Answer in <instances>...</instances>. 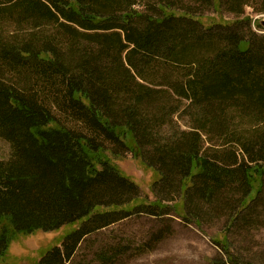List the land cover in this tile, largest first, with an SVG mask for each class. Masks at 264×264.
<instances>
[{"label":"trees","instance_id":"16d2710c","mask_svg":"<svg viewBox=\"0 0 264 264\" xmlns=\"http://www.w3.org/2000/svg\"><path fill=\"white\" fill-rule=\"evenodd\" d=\"M142 1L158 13L142 11ZM248 7L264 13V0H0V135L13 150L0 160V264L12 241L39 229L79 224L33 263L70 264L86 235L136 213L172 208L201 225L187 210L192 189L211 197L238 183L230 227L252 215L264 190V36L243 32L253 23ZM211 9L237 18L207 25ZM169 65L184 72L167 83L201 105L203 122L162 145L154 136L178 107L160 102L169 90L156 81ZM203 134L240 144L256 164L200 155ZM106 141L155 170L154 191L171 180L178 189L142 197ZM154 142L158 164L149 165L144 152ZM227 231L212 238L225 253L212 264H254L232 252Z\"/></svg>","mask_w":264,"mask_h":264},{"label":"rangeland","instance_id":"374dc122","mask_svg":"<svg viewBox=\"0 0 264 264\" xmlns=\"http://www.w3.org/2000/svg\"><path fill=\"white\" fill-rule=\"evenodd\" d=\"M143 2L138 3V8L142 11L158 13L148 11ZM246 15L253 19V23L248 27L243 26V32L246 35L254 32L258 36H264V28L259 25L264 13L255 12L248 7ZM203 16L205 17L202 21L207 25L213 20L232 22L237 18L234 14L219 15L213 9ZM48 29L55 30L52 27ZM182 72L184 71L176 70L169 65L168 71L160 72L165 74V77H159L156 81L159 88L169 90L166 99L160 98L165 111L169 112L174 106H178L170 121L158 128V133H154V137H157L162 145L172 144L180 137H184L183 132L192 131L195 129L193 126L203 122L200 118L203 113L201 105L175 95L173 83H167L171 79L183 78L180 76ZM55 113L69 127L75 129L80 127L77 121L62 114L61 111L55 110ZM106 144L120 153L115 161L118 167L138 184L142 197L155 200L158 196L174 194V191L178 189L176 183L171 180L169 184H159L154 191L152 184L157 174L153 168L147 166L142 158L135 157L131 149L109 141H106ZM150 144L144 152L146 159L144 160L149 165L158 164L157 158L154 157L158 151L157 144L155 142ZM199 148L200 155L220 163L228 164L237 156L238 163L228 165L233 168H238L241 163L256 164L251 161V155L246 153L240 144L228 143L219 136L213 137V134L210 136L203 134ZM12 152L11 143L0 135V160H9ZM258 162L264 163V161ZM236 185H228L211 197L200 196L193 189L188 191L187 210L191 214L195 211L194 213L201 220V225H198L191 215L189 218H192V221L184 220L172 208L165 211L169 213L161 215L136 213L86 235L78 245L70 264H212L213 260L225 254L212 238H224L222 232L230 227V215L244 192L243 188ZM180 201L177 202L178 205L182 203ZM175 202L176 200L170 201L169 204L172 206ZM165 203L168 202L165 201ZM251 210L252 215L248 219L240 220L228 229L230 248L234 254L244 260V263L250 261L254 264H264V190ZM78 225H67L55 231L39 229L27 235H21L20 239L11 242L5 256L1 259V264L38 262L46 251L60 241L62 243L64 235ZM155 234H159L162 237L161 240L147 246L146 243Z\"/></svg>","mask_w":264,"mask_h":264},{"label":"water","instance_id":"95a60500","mask_svg":"<svg viewBox=\"0 0 264 264\" xmlns=\"http://www.w3.org/2000/svg\"><path fill=\"white\" fill-rule=\"evenodd\" d=\"M259 24H260V26H261L262 28H264V16H263L262 19L260 20Z\"/></svg>","mask_w":264,"mask_h":264}]
</instances>
